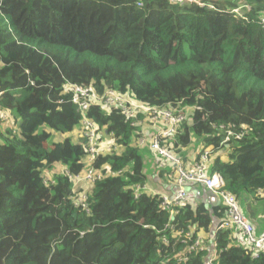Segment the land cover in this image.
<instances>
[{"label": "trees", "instance_id": "16d2710c", "mask_svg": "<svg viewBox=\"0 0 264 264\" xmlns=\"http://www.w3.org/2000/svg\"><path fill=\"white\" fill-rule=\"evenodd\" d=\"M71 84L185 115L163 144L185 164L212 149L210 173L264 204V0H0V264H202L212 250L215 264H264V249L253 258L237 228H218L223 204L186 203L171 218L162 195L135 197L153 159L138 138L158 131L142 112L134 126L90 106L100 141L113 135L120 148L92 165L121 173L88 187V211L76 206L86 188L71 176L89 147ZM171 225L204 233L209 250L180 261Z\"/></svg>", "mask_w": 264, "mask_h": 264}, {"label": "built area", "instance_id": "2783aa9c", "mask_svg": "<svg viewBox=\"0 0 264 264\" xmlns=\"http://www.w3.org/2000/svg\"><path fill=\"white\" fill-rule=\"evenodd\" d=\"M183 2L184 0H174ZM236 13H241L240 9L234 10ZM67 90L72 92V102L78 107V111L83 115L81 130L82 135L88 140L89 155L87 158V166L82 174L71 176L75 187L83 186V184L94 185L98 180L104 178L107 174L116 175L121 172L103 173L101 170L94 168L92 165L94 157L105 150L117 149L113 135H110V140L100 141L101 134L97 131L95 123L88 118L87 111L92 104L100 102L105 108H117L125 115L128 120H131L134 126H140L144 123V119H139V113H145L150 123L156 126V133H145L138 138V145L141 147H149L157 156L171 165L176 170L177 190L172 195H162L161 206L163 210L170 213L171 218L179 212V208L186 203L196 201L194 191L188 189L187 185L198 184L203 185L206 189L212 191L222 204L227 208L226 218L218 226L219 229H234L237 228L240 233L238 236V244L246 247L251 251L253 258H258L260 252L264 249V233L258 234L255 225L247 218L238 197L229 191L226 187V182L219 172L210 173L209 159L212 154V149H207L202 154L199 162L191 163L184 161L180 156L176 155L164 141L174 136L178 131L180 123L185 119V115L177 114L171 109L160 108L156 106L145 105L135 101L132 98L116 91L109 89L103 95H100L92 86H81L71 84L67 86ZM1 94V93H0ZM0 119H7V115L0 108ZM231 133V132H230ZM164 160V161H163ZM164 166V164H162ZM147 186L136 185L135 197H139L146 190ZM263 194V192H260ZM89 195L87 189L80 191L74 196V203L78 207H83L89 210ZM170 224H168L169 226ZM173 231V237L180 240L186 245V248L176 254V258L180 261H188L189 255L194 251H208L211 240L204 234H196L194 228L186 233L177 231L174 226H170ZM164 243L169 244L166 235L162 237ZM217 253L212 250L202 264H215Z\"/></svg>", "mask_w": 264, "mask_h": 264}, {"label": "crops", "instance_id": "0c3cea01", "mask_svg": "<svg viewBox=\"0 0 264 264\" xmlns=\"http://www.w3.org/2000/svg\"><path fill=\"white\" fill-rule=\"evenodd\" d=\"M148 133L151 134L150 131ZM110 140L109 136L105 138V142ZM190 159L196 158V152L190 150L188 153ZM153 159L147 164V173L149 175L148 181L146 183V193H155L160 195H172L177 190V184L174 178H170L168 173L161 172L162 167L166 165L167 168L172 167L164 160V163H159L160 158L152 151ZM175 177V176H174ZM84 185V184H83ZM86 187H89V184ZM188 189L194 191L196 194V201H203L207 204L209 208L217 207L222 204L216 194L211 193L210 190L206 189L203 185L198 184H188ZM243 211L247 218L255 225L258 234L264 233V204L258 203L255 200L247 201L245 203L240 201ZM204 234V233H202ZM205 235V234H204Z\"/></svg>", "mask_w": 264, "mask_h": 264}, {"label": "rangeland", "instance_id": "374dc122", "mask_svg": "<svg viewBox=\"0 0 264 264\" xmlns=\"http://www.w3.org/2000/svg\"><path fill=\"white\" fill-rule=\"evenodd\" d=\"M190 1H193V0H190ZM241 10V9H240ZM10 123H12V122H10ZM55 137H57V140H59L60 139V137L59 136H55ZM120 148H117L116 150H119ZM87 186H88V184H87ZM84 187L86 188V189H88V187H86V184H84Z\"/></svg>", "mask_w": 264, "mask_h": 264}, {"label": "water", "instance_id": "95a60500", "mask_svg": "<svg viewBox=\"0 0 264 264\" xmlns=\"http://www.w3.org/2000/svg\"><path fill=\"white\" fill-rule=\"evenodd\" d=\"M211 193H213L212 191H210Z\"/></svg>", "mask_w": 264, "mask_h": 264}]
</instances>
